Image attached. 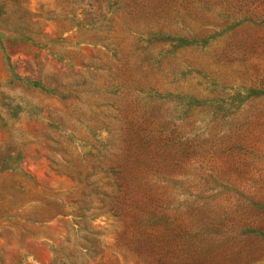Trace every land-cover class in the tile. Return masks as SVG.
<instances>
[{
  "label": "rangeland",
  "instance_id": "374dc122",
  "mask_svg": "<svg viewBox=\"0 0 264 264\" xmlns=\"http://www.w3.org/2000/svg\"><path fill=\"white\" fill-rule=\"evenodd\" d=\"M0 264H264V0H0Z\"/></svg>",
  "mask_w": 264,
  "mask_h": 264
}]
</instances>
